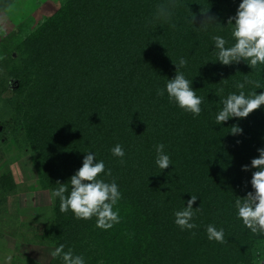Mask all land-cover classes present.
<instances>
[{
	"label": "trees",
	"instance_id": "trees-1",
	"mask_svg": "<svg viewBox=\"0 0 264 264\" xmlns=\"http://www.w3.org/2000/svg\"><path fill=\"white\" fill-rule=\"evenodd\" d=\"M164 2L66 0L19 43L16 56L2 62L4 80L17 83L5 132L26 139L40 187L52 192L57 181L68 183L92 152L112 172L100 178L115 179L121 192L114 206L120 222L108 230L96 226V217L61 213L56 198L54 218L41 227L38 240L55 248L64 244L85 264H260L264 235L245 228L234 204L255 191L251 179L258 169L251 161L264 148V105L246 118L215 124L221 99L239 92L235 81L247 77L264 85V65L252 70L243 60L227 66L216 61L211 37L235 43L227 21L242 0H177L175 27L151 26L156 5ZM207 9L221 25L204 31L199 26ZM180 57L188 61L181 71L204 98L196 117L170 103L166 91L157 96L174 78L173 61ZM233 125L242 134L232 135ZM160 143L172 161L164 170L155 163ZM117 144L125 152L123 163L111 152ZM16 189L12 173L0 176L1 195ZM191 195L198 197V227L181 230L174 212L187 207ZM209 224L224 229L226 243L208 239Z\"/></svg>",
	"mask_w": 264,
	"mask_h": 264
},
{
	"label": "clouds",
	"instance_id": "clouds-1",
	"mask_svg": "<svg viewBox=\"0 0 264 264\" xmlns=\"http://www.w3.org/2000/svg\"><path fill=\"white\" fill-rule=\"evenodd\" d=\"M177 0H165L164 3L156 5L155 12L149 20L151 26L157 24L168 23L171 27L176 25L172 23L174 10L179 7ZM208 9L202 11L205 19L201 22L199 28L207 31L210 27L221 25L215 16L207 15ZM196 17L193 14L189 22L194 23ZM234 21V22H233ZM227 25H232L231 37L235 43L232 46H226L228 41L221 35H213L211 37L214 42L216 61L223 65H231L245 61L252 70L258 65H264V0H242L234 17H229ZM176 66V74L174 78L168 79L166 88L157 89V96L163 97L165 91L168 95L170 103H175L180 109L191 113L194 117L201 114L203 97L197 96L193 90L191 83L181 69L187 66L188 61L184 57H180L174 62ZM224 81V80H222ZM221 81V82H222ZM251 85L252 89L247 94L244 91L246 86ZM233 86L239 90L237 93H229L226 98L221 99L222 109L215 116V124L219 125L230 118H246L264 105V92L257 94L256 89L264 88L259 80H253L245 77L241 81H235ZM224 89L218 90L216 95L219 97L223 94ZM232 135L242 134L243 129L238 125H233L229 131ZM156 165L164 170L172 165V161L168 154L164 152V144L160 143L156 146ZM114 156L121 158L125 152L120 144L111 149ZM259 157L251 161V167L258 169L252 173L251 185L255 190L248 192L243 198L237 197L235 200V208L237 209V217L242 220L245 228L251 233L264 235V148L258 149ZM248 165H244L242 170L247 171ZM101 174L108 177L112 176L111 169L105 170L103 160L97 162L95 154L87 152L83 159L82 167L70 177L68 183H60L57 181L58 188L51 192L52 199H59V209L61 213L72 211L76 219L88 220L96 217V226L102 230L111 229L115 224L120 222L118 209L114 210V206L121 199V192L115 179L111 182H105L101 179ZM69 184L71 190L69 191ZM197 196L191 195L187 201V207L175 211V224L181 230H193L198 227L194 223L196 213L200 211V207L193 208V204L197 200ZM207 237L210 241L214 240L218 243H226L224 229L219 230L212 224L206 228ZM195 236L196 233L192 232ZM51 257L59 258L62 264H85L84 257L75 255L73 250L69 248L65 251V245L60 244L51 253ZM10 259V257H9Z\"/></svg>",
	"mask_w": 264,
	"mask_h": 264
},
{
	"label": "rangeland",
	"instance_id": "rangeland-1",
	"mask_svg": "<svg viewBox=\"0 0 264 264\" xmlns=\"http://www.w3.org/2000/svg\"><path fill=\"white\" fill-rule=\"evenodd\" d=\"M65 1L8 0L2 5L0 0V176L10 172L17 184L14 192L0 194V264H49L53 258L50 253L54 244L40 242L37 234L52 222L55 199L50 190L39 185L34 155L26 139L5 132L4 122L13 114L10 99L17 83L10 78L4 80L7 72L2 62ZM260 264H264V257Z\"/></svg>",
	"mask_w": 264,
	"mask_h": 264
}]
</instances>
